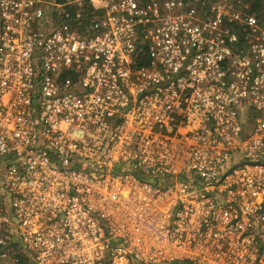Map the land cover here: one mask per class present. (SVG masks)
<instances>
[{
    "label": "built area",
    "instance_id": "built-area-1",
    "mask_svg": "<svg viewBox=\"0 0 264 264\" xmlns=\"http://www.w3.org/2000/svg\"><path fill=\"white\" fill-rule=\"evenodd\" d=\"M250 8L0 0L1 264H264Z\"/></svg>",
    "mask_w": 264,
    "mask_h": 264
},
{
    "label": "trees",
    "instance_id": "trees-1",
    "mask_svg": "<svg viewBox=\"0 0 264 264\" xmlns=\"http://www.w3.org/2000/svg\"><path fill=\"white\" fill-rule=\"evenodd\" d=\"M56 2H62L64 0H54ZM251 4L250 11L256 13L257 17L263 23L264 21V0H244ZM264 24V23H263Z\"/></svg>",
    "mask_w": 264,
    "mask_h": 264
},
{
    "label": "rangeland",
    "instance_id": "rangeland-1",
    "mask_svg": "<svg viewBox=\"0 0 264 264\" xmlns=\"http://www.w3.org/2000/svg\"><path fill=\"white\" fill-rule=\"evenodd\" d=\"M263 23H264V21H263ZM0 264H1V260H0Z\"/></svg>",
    "mask_w": 264,
    "mask_h": 264
}]
</instances>
